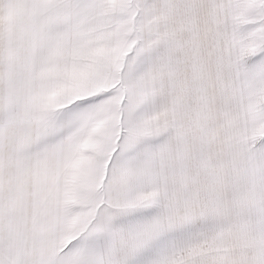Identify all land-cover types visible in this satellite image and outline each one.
<instances>
[{
	"label": "snow or ice",
	"instance_id": "obj_1",
	"mask_svg": "<svg viewBox=\"0 0 264 264\" xmlns=\"http://www.w3.org/2000/svg\"><path fill=\"white\" fill-rule=\"evenodd\" d=\"M0 264H264V0H0Z\"/></svg>",
	"mask_w": 264,
	"mask_h": 264
}]
</instances>
